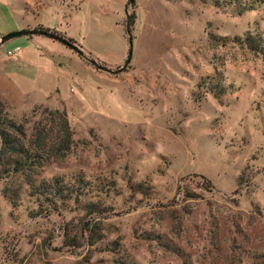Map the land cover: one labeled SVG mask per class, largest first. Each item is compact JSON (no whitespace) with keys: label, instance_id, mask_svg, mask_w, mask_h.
<instances>
[{"label":"rangeland","instance_id":"rangeland-1","mask_svg":"<svg viewBox=\"0 0 264 264\" xmlns=\"http://www.w3.org/2000/svg\"><path fill=\"white\" fill-rule=\"evenodd\" d=\"M125 10L118 73L44 35L0 45L2 110L71 132L46 195L0 166V264H264V3L0 0V36L42 27L115 69Z\"/></svg>","mask_w":264,"mask_h":264},{"label":"trees","instance_id":"trees-1","mask_svg":"<svg viewBox=\"0 0 264 264\" xmlns=\"http://www.w3.org/2000/svg\"><path fill=\"white\" fill-rule=\"evenodd\" d=\"M254 3H264V0H236L240 8L238 13L251 9ZM254 39L256 38L251 34H247L245 38L247 41H256ZM251 43L252 49L264 53L263 43L257 41ZM213 88L216 94L224 92L219 82ZM24 123L25 120L17 122L9 117L2 110L0 102V166L4 163L7 176L19 178L20 182L29 188L30 195H46L48 184L41 182L34 185V177L50 162L58 161L65 155L71 140L68 122L64 112L43 108L29 132H26ZM203 180L205 185L210 187L209 180L205 178ZM19 188L20 185L17 184L11 196H8L9 200L15 199Z\"/></svg>","mask_w":264,"mask_h":264},{"label":"water","instance_id":"water-1","mask_svg":"<svg viewBox=\"0 0 264 264\" xmlns=\"http://www.w3.org/2000/svg\"><path fill=\"white\" fill-rule=\"evenodd\" d=\"M126 1H127V4L132 5L134 0H126ZM125 17H126L125 32L127 35V45H128L127 54H126V57H125L123 64L120 67H117L115 69L108 68L107 66L98 63L93 58L86 56V54H84V52L78 46H76L74 43L69 41L67 38H65L61 35H58L52 31H49L47 29H42V28L25 29V28H23V29H19V30L10 31V32L5 33V34L0 36V45L3 42H5L6 40H8L12 37H15V36L32 35V34L44 35V36H47L49 38H52V39L62 43L63 45L67 46L68 48L74 50L77 54H79L84 59H86L90 64H92L95 68L109 72V73H118V72H120L126 68V66L128 65V63L131 59L132 36H131L130 30H129L126 10H125Z\"/></svg>","mask_w":264,"mask_h":264},{"label":"built area","instance_id":"built-area-1","mask_svg":"<svg viewBox=\"0 0 264 264\" xmlns=\"http://www.w3.org/2000/svg\"><path fill=\"white\" fill-rule=\"evenodd\" d=\"M19 49H20L19 46H14L13 48L6 50V53L8 55H13L16 54L19 51Z\"/></svg>","mask_w":264,"mask_h":264},{"label":"crops","instance_id":"crops-1","mask_svg":"<svg viewBox=\"0 0 264 264\" xmlns=\"http://www.w3.org/2000/svg\"><path fill=\"white\" fill-rule=\"evenodd\" d=\"M19 26H24V28H36V27H29V25H18V27H16L15 29H17V28H21V27H19Z\"/></svg>","mask_w":264,"mask_h":264}]
</instances>
